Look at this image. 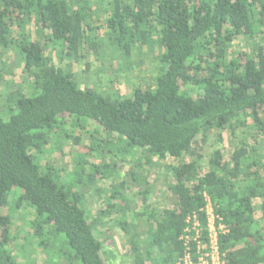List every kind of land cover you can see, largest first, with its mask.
I'll use <instances>...</instances> for the list:
<instances>
[{"label":"trees","instance_id":"1","mask_svg":"<svg viewBox=\"0 0 264 264\" xmlns=\"http://www.w3.org/2000/svg\"><path fill=\"white\" fill-rule=\"evenodd\" d=\"M97 1L104 34L92 41L93 0H0V84L17 85L1 60L14 45L26 84L0 103V264H18L27 237L45 264L197 262L208 203L222 260L264 264V0ZM133 49L153 52V84L81 88L75 63L91 55L104 68L111 53L128 69ZM65 145L70 170L45 160ZM145 166L165 171L169 207L150 202ZM22 208L33 219L17 234L10 212ZM192 216L199 238L184 245ZM113 229L124 254L106 246Z\"/></svg>","mask_w":264,"mask_h":264},{"label":"rangeland","instance_id":"2","mask_svg":"<svg viewBox=\"0 0 264 264\" xmlns=\"http://www.w3.org/2000/svg\"><path fill=\"white\" fill-rule=\"evenodd\" d=\"M97 0H93L94 5V20L95 25L98 26L94 29V33L91 35L90 40L95 41V38H101L103 36L104 28H103V16L100 9L96 6ZM30 32L33 40H37L39 42H42V39L38 35L36 28L31 25L30 26ZM252 46V43L247 44L246 46L243 45V43H240V49L245 51ZM13 46H11L10 52H8L4 57H2V61H7L8 66L11 68V72L9 73L6 78H11V81L16 83L17 85L13 86H7L0 84V103L3 102V98L6 93L10 92L11 90H15L19 85H21L23 88L26 87V84H20V80L23 76L22 71V64L20 63V58L18 55V52ZM138 52L137 49H133L131 53V64L128 69H126L118 58H116L113 54L109 53L108 55V61L105 63V65H102L104 68L101 67L100 62L93 59V57L90 55L88 58H85L83 60H80L77 63L73 65L74 70L78 71V80L80 83L81 88L84 87L85 84L94 86H100L102 87H110L111 89L118 90L122 95L126 94V92L129 91L133 86H141L144 87L149 84H153L155 77L159 74V68L157 63H155L151 58L153 57V52H146L143 55H141ZM54 63L58 67L61 66L58 58L53 54ZM67 62V61H66ZM65 62V63H66ZM88 65L87 70L85 73H81L85 70V67ZM62 67V66H61ZM104 70V71H103ZM105 73L111 74L112 77L108 78V75ZM108 80V81H107ZM107 82V83H106ZM2 119H7V115H3ZM224 136V152H227L230 150L229 144H228V136L226 134H223ZM80 140L83 143L88 144V139L86 137V134H81ZM210 141H213V136H211ZM72 149L65 145L63 149V156H55L52 153H48L46 155V159L49 162H53V164L58 165L60 168H65L66 170H70L71 165L73 163V157H72ZM210 152V149L207 148L205 150V155H208ZM207 158V157H206ZM91 160L89 162L93 164H100L97 162V158L95 160L91 157ZM43 160L42 162L44 163ZM122 165H124L123 168H128V165L125 161H122ZM101 166V164H100ZM149 168L145 166V170H151V174L147 177V182L149 184H152L154 182L155 190L153 195L150 198V202L154 204L156 207L159 208H166L170 206V198L166 192V186L164 185V182L166 181V173L163 170L161 166ZM146 174V173H145ZM72 174L68 173L66 176V179H70ZM16 194V196H19L21 194V190L19 188L14 187L11 191V195ZM98 201V199H97ZM96 202V200L94 201ZM98 202H96L97 204ZM27 209L22 208L21 210H17L16 212H10L12 213L13 222L15 224V228H17V234L21 233L24 234L25 229L30 224L31 220L33 219V214L26 211ZM111 239L108 238V236H104L103 239H107L106 246L107 248L114 254H124L125 253V239L123 238L122 234L118 229H113L112 232H110ZM38 246L36 245V240L32 239L30 237H27L25 243L22 242L19 247V251L24 252L21 257L19 258L18 264H45L46 257L45 255L40 251L37 250ZM50 258L53 260L51 249L49 250ZM118 259L121 260L120 257ZM127 264H129L128 260Z\"/></svg>","mask_w":264,"mask_h":264},{"label":"built area","instance_id":"3","mask_svg":"<svg viewBox=\"0 0 264 264\" xmlns=\"http://www.w3.org/2000/svg\"><path fill=\"white\" fill-rule=\"evenodd\" d=\"M206 215L209 243L207 246L198 243V251L204 252L199 256L197 262H192L190 256L186 254L182 260V264H226L222 260L217 247L218 234L225 232V229L220 223L216 222L217 218H215L209 203L206 207ZM187 223L190 227L186 229L185 235L181 238L184 240V245L188 244V239L197 240L200 233L196 216L188 218Z\"/></svg>","mask_w":264,"mask_h":264}]
</instances>
